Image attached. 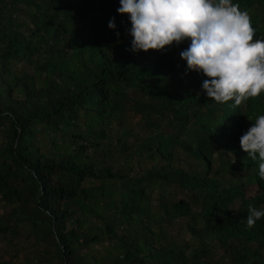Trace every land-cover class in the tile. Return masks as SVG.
Returning <instances> with one entry per match:
<instances>
[{
	"label": "trees",
	"instance_id": "trees-1",
	"mask_svg": "<svg viewBox=\"0 0 264 264\" xmlns=\"http://www.w3.org/2000/svg\"><path fill=\"white\" fill-rule=\"evenodd\" d=\"M233 3L256 9L254 39H264V0ZM119 7L0 0V200L9 207L0 239L12 248L0 264H16L25 250L45 264H264V218L246 224L249 205L264 208V180L259 160L240 147L264 115V93L236 108L210 100L207 77L180 59L190 41L133 53ZM79 118L86 135L71 131ZM113 127L129 143L105 142ZM37 133L62 152L40 154ZM114 151L123 160L117 170ZM247 185L257 190L250 198ZM181 232L190 241L178 244ZM105 242L103 254L93 250Z\"/></svg>",
	"mask_w": 264,
	"mask_h": 264
},
{
	"label": "clouds",
	"instance_id": "clouds-1",
	"mask_svg": "<svg viewBox=\"0 0 264 264\" xmlns=\"http://www.w3.org/2000/svg\"><path fill=\"white\" fill-rule=\"evenodd\" d=\"M118 14H127L131 51H163L190 41L180 52L187 71L202 72V90L218 103L236 108L264 93V39H254L252 11L233 0H119ZM109 29H115L112 18ZM119 35V33H116ZM240 147L264 180V115H258L240 137ZM232 154V153H228ZM234 163V162H233ZM264 218V208L248 206L247 227Z\"/></svg>",
	"mask_w": 264,
	"mask_h": 264
},
{
	"label": "rangeland",
	"instance_id": "rangeland-1",
	"mask_svg": "<svg viewBox=\"0 0 264 264\" xmlns=\"http://www.w3.org/2000/svg\"><path fill=\"white\" fill-rule=\"evenodd\" d=\"M256 9H254L252 11L255 12ZM14 70H19L21 72H26L28 74H32V70L31 69H27L24 65L22 64H18L14 67ZM99 128L98 127H94L93 131H98ZM135 131V129H133ZM72 132H77L80 134H88V129H86L85 127V122L83 118H79V122L77 124V127L72 128L71 129ZM109 139L105 140V142L107 141L108 143H110V145L112 147L115 148L116 145V139H120L121 142H126L129 143L130 138H127L126 136H120L118 134V130H116L115 127L110 128V130L106 131ZM59 135H55V144L56 146H60L61 145V140L59 138ZM50 135L47 134H41V133H37L35 136V139L33 140L35 146L38 148L39 153L43 154L46 157H52L55 158L57 156V153H61L62 150H56L50 142ZM2 143H3V138H2V129H0V148L2 147ZM117 149V147H116ZM91 150L89 149L87 151V154H90ZM180 157H184V155L182 153H179ZM228 158L233 159V157L228 156ZM122 157L120 156V154L116 153L115 151L112 153V156L110 158L109 164L113 167L114 170L119 169V167L122 165ZM233 162L235 163V160H233ZM123 166V165H122ZM127 167H125L126 169ZM127 170V169H126ZM243 173L238 172L236 173L237 176H241ZM243 191L246 194V197H252L257 193L256 187L254 185H250V186H244L243 187ZM155 196V194L153 195V197ZM183 197L182 195H178L176 196L177 198ZM261 208V206L259 207ZM9 210V207L7 205H5L1 200H0V215L6 211ZM167 232L172 235L175 236L176 232H177V227H172V229H167ZM181 239L184 240H188L190 241L189 235L181 232L179 236H177L175 238V240L177 241V243L179 244ZM27 246V244H25ZM106 242L102 245L99 246H95L93 248L94 251H98V253H102L103 254V248L106 247ZM95 252V253H96ZM212 261L216 262L222 257V251L218 248H214L212 251ZM10 254H12V248L9 246V244L7 243L6 240L0 239V262L5 261V262H9L10 260ZM31 253V250H25L22 252H19L18 254V258L16 259L15 263L16 264H23V262L27 259L29 261V264H45L44 260H42L43 256L39 255L37 256L36 254ZM218 263L220 264V262L218 261ZM224 263H227L226 261H224Z\"/></svg>",
	"mask_w": 264,
	"mask_h": 264
}]
</instances>
